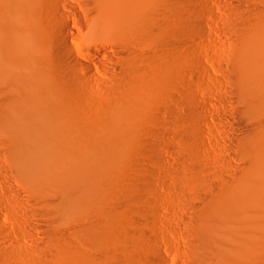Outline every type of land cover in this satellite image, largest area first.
I'll return each mask as SVG.
<instances>
[{
    "label": "rangeland",
    "instance_id": "374dc122",
    "mask_svg": "<svg viewBox=\"0 0 264 264\" xmlns=\"http://www.w3.org/2000/svg\"><path fill=\"white\" fill-rule=\"evenodd\" d=\"M31 30L44 62L4 126H43L22 149L0 134V264H198L187 226L215 195L218 220L257 221L246 261L264 264V0H33ZM14 88L0 74V105Z\"/></svg>",
    "mask_w": 264,
    "mask_h": 264
},
{
    "label": "bare ground",
    "instance_id": "6f19581e",
    "mask_svg": "<svg viewBox=\"0 0 264 264\" xmlns=\"http://www.w3.org/2000/svg\"><path fill=\"white\" fill-rule=\"evenodd\" d=\"M32 7H33V0H0V74L3 75L9 82L13 83L14 86L16 87V88H14L15 90L12 93V96L11 97L7 96L9 100L6 97L4 98V99H7L9 101V103L0 105V134H3L7 137V141L9 142L10 149L11 148L22 149L23 146H27L29 141H30L29 139L34 137L35 133H37L40 130V128H42V126H43V125H38V126L33 125L31 127H34V126H36V127L31 128L30 124H28L30 128L26 127L28 129V130L26 129L27 130L26 134H24V135L21 134L22 136H20V137L16 136L14 128L6 129L4 126V124L6 123V120H7L6 119V112L7 111H10L11 109H16L18 112H20L19 109L17 108V101H18V95L17 94L18 93L27 94L28 92L34 91V88L36 87V84H37L36 72L40 71L39 70L40 68H38V66L43 65L40 62H44V61H40L38 58L36 59V57H34V55L32 53V42L34 39V35L32 33V30H31ZM52 15L54 17H60L61 12L59 10H57L55 7H53L52 8ZM152 15H154V14H151V16L148 17L145 25L143 24L144 25V28L142 29L143 33H146V32L158 33L159 30H161L163 23L160 25L156 19L157 15L155 17ZM159 22H161V21H159ZM94 25L96 28H100L101 30L105 29V28L108 29V27H109V25L106 22H104L102 19H100L98 16L95 19ZM141 28H142V26H141ZM163 28H164V26H163ZM57 29H59L60 32H62V33H60V32H57V33L62 35V34H64V30H67V27L61 23ZM199 29H200V27H199ZM138 32H140V31L138 30ZM143 33H141V34H143ZM10 35H13V38L11 40L12 42L10 44L12 50L14 51L13 57H10L9 53L4 52V50H3V46H5V38H7ZM61 39H64V37ZM66 48H67V45H65V43H62L61 45H59V47H56V54H57V57L59 60L58 62L62 68L69 69V71L72 73L73 77L75 78V76L77 75L75 67H79L80 64L75 60L74 55L72 53H70V51L68 52ZM230 78H232V77H230ZM61 86H62V84H61ZM75 93H77V92L75 91ZM73 94H72V96H73ZM7 100H3V101L1 100V102H4V101L7 102ZM82 100H84V99H82ZM66 102H67V100H66ZM83 105H84V103H83ZM88 105H90V104H88ZM31 106L33 108H36V109L39 108V104L36 101L31 102ZM70 107H71V105H70ZM23 114H25V112ZM15 119H19V118L16 117V118H14V120ZM20 125H22V124H20ZM6 142H4V143H6ZM31 142H32V140H31ZM2 144H3V142H2ZM2 148H4V147H2ZM32 148H33V146H32ZM31 150H33V149H31ZM153 150L156 152V150L154 148H153ZM21 152L23 153V150ZM32 153H33V151H32ZM158 154L159 153H157V155ZM146 155H148V154H146ZM157 158H159V157H157ZM143 160H145V159H143ZM156 161L158 162L157 159H156ZM15 164H16V162H15ZM21 166H23L22 163H21ZM18 167H19V165H18ZM16 169L18 170V168H16ZM20 169H22V168H20ZM143 178H145V177H143ZM228 180H230V179H228ZM229 182H231V181H229ZM205 184H207V183H205ZM205 184H203V185H205ZM199 185H200V183H199ZM206 186L202 187V188L205 189ZM224 189H226V188H224ZM80 191L85 194V198H86L85 204H84L85 206L92 207L97 203L95 193H93L92 190L84 189L83 185L79 186V184L73 189L74 198H75V196H78ZM209 195H208V197H209ZM206 197L207 196H205V198ZM74 198L73 199L67 198L66 200L61 202V212L62 213H70L72 211H77L79 209V203L77 202V200H74ZM217 198H216V195H215V197L213 196L211 202L209 201L210 202L209 207H207L205 210L201 211L198 214L196 213V215L194 217L191 216L193 218H192V220L191 219L189 220L191 222H190V224L188 222L189 225L187 226V230L192 234L191 237L193 236V238H191L192 240L189 242L188 253L194 259L193 261H195L198 264H201L203 262L204 263L212 262V264L213 263H216V264H249L246 261V258L249 255L246 254L245 250H247L249 252V249H252V247H254L255 235L258 231V229H257L258 223L250 215L245 214V213L241 214V216L237 219L236 224L225 223L223 221L218 220L216 218L215 214L211 212L212 207L215 206L216 202L220 203V201H221L220 199L217 200ZM43 200H45V199H43ZM117 200H118V198H117ZM54 201H56V200H54ZM201 209H203V208L201 207ZM112 211H114V210H112ZM46 213H49V212H46ZM98 215H100V214H98ZM118 217H120V216H118ZM90 233H91V235L95 234L93 231H91Z\"/></svg>",
    "mask_w": 264,
    "mask_h": 264
}]
</instances>
